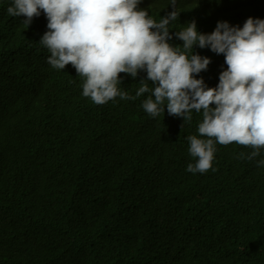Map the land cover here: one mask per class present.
I'll list each match as a JSON object with an SVG mask.
<instances>
[{
	"label": "trees",
	"instance_id": "obj_1",
	"mask_svg": "<svg viewBox=\"0 0 264 264\" xmlns=\"http://www.w3.org/2000/svg\"><path fill=\"white\" fill-rule=\"evenodd\" d=\"M170 4L139 7L159 22ZM11 5L0 0V264H264V149L249 160L252 149L217 144L212 169L186 171L202 113L184 125L166 109L153 118L145 93L116 97L111 121L94 116L83 78L48 63L43 12L27 26ZM176 9L173 46L191 21L210 34L219 21L264 19V0H176ZM194 52L211 60L196 78L216 87L224 56ZM120 76L135 96L146 73Z\"/></svg>",
	"mask_w": 264,
	"mask_h": 264
},
{
	"label": "clouds",
	"instance_id": "obj_2",
	"mask_svg": "<svg viewBox=\"0 0 264 264\" xmlns=\"http://www.w3.org/2000/svg\"><path fill=\"white\" fill-rule=\"evenodd\" d=\"M142 0H12L7 13L24 17L28 26L41 12L47 31L39 43L48 63L63 70L69 64L83 78L82 95L96 105L119 97L135 100L149 93L142 107L151 117L164 114L190 123L192 112L202 113L198 134L188 136L195 163L186 171L212 169L216 145L237 144L252 149V160L264 149V19L249 17L242 27L219 21L213 32L197 31L195 21L175 32L182 45L173 46L169 25L179 18L173 10L159 22L139 5ZM208 48L224 56L226 69L216 87L196 78L211 60L194 52ZM140 80L135 96L121 91V73ZM147 82H151L149 88ZM182 125V127H183ZM203 137V138H200ZM244 157V153L240 154ZM264 165V159L258 166Z\"/></svg>",
	"mask_w": 264,
	"mask_h": 264
},
{
	"label": "bare ground",
	"instance_id": "obj_3",
	"mask_svg": "<svg viewBox=\"0 0 264 264\" xmlns=\"http://www.w3.org/2000/svg\"><path fill=\"white\" fill-rule=\"evenodd\" d=\"M20 24L21 23H15L12 27L14 29H19ZM147 83L151 84V82H147ZM148 95L149 94L145 96L146 99ZM84 105L86 106L89 112L93 113L94 116L102 118L105 121H111L115 118V115H116L115 100L105 103L103 107H101V105H96V104L94 106H91L85 102H84Z\"/></svg>",
	"mask_w": 264,
	"mask_h": 264
}]
</instances>
